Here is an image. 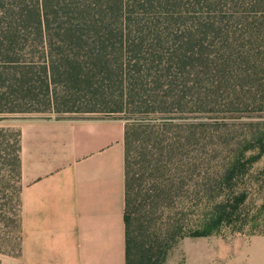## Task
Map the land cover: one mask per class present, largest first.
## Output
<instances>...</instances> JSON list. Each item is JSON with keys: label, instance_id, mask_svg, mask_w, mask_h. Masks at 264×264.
I'll return each instance as SVG.
<instances>
[{"label": "trees", "instance_id": "trees-1", "mask_svg": "<svg viewBox=\"0 0 264 264\" xmlns=\"http://www.w3.org/2000/svg\"><path fill=\"white\" fill-rule=\"evenodd\" d=\"M48 112L125 123V264L241 232L264 157V0H0V121ZM9 133L0 242L16 232L20 252Z\"/></svg>", "mask_w": 264, "mask_h": 264}, {"label": "crops", "instance_id": "crops-1", "mask_svg": "<svg viewBox=\"0 0 264 264\" xmlns=\"http://www.w3.org/2000/svg\"><path fill=\"white\" fill-rule=\"evenodd\" d=\"M21 248L1 264H125V123L19 125Z\"/></svg>", "mask_w": 264, "mask_h": 264}, {"label": "rangeland", "instance_id": "rangeland-1", "mask_svg": "<svg viewBox=\"0 0 264 264\" xmlns=\"http://www.w3.org/2000/svg\"><path fill=\"white\" fill-rule=\"evenodd\" d=\"M108 117L98 113H28L7 115L0 121V128L8 130L14 139L19 125L25 121L42 119H83ZM251 182V196L247 208L252 221L241 232L226 229L221 235L209 238L185 239L172 253L167 264H264V157L254 167ZM21 188V183L18 185ZM3 227L0 225V230ZM7 233L6 229H2ZM21 235V234H20ZM18 233L0 242V258L16 256L19 253ZM22 238V235H21ZM21 244V241H20Z\"/></svg>", "mask_w": 264, "mask_h": 264}]
</instances>
